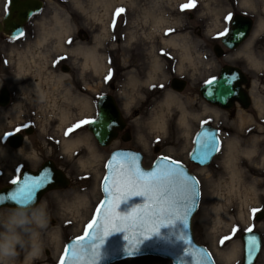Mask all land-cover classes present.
Here are the masks:
<instances>
[{
	"label": "rangeland",
	"instance_id": "rangeland-1",
	"mask_svg": "<svg viewBox=\"0 0 264 264\" xmlns=\"http://www.w3.org/2000/svg\"><path fill=\"white\" fill-rule=\"evenodd\" d=\"M75 2V15L79 23V35L75 32L74 36L75 49L59 47L61 40L66 37L60 36L58 44L53 48V52L58 56L52 61L42 56L40 52L42 48L34 47L29 42L22 46L14 45L11 52L6 46L7 43L0 40V61L12 58V61H17V66L20 65L18 70L31 72L35 77L45 76L51 70L59 72V78L54 85L57 88L54 92L58 95L54 93V97L58 98V102L54 100L49 106L48 104L42 106L40 103L33 105V110L39 114L38 119L41 121L35 125L34 136L27 140L42 142L47 136L58 137L60 157L65 161L62 166L67 170L71 183L65 190L46 194L40 203L46 206L48 226L46 229L38 230L43 249L40 256L31 261V264H60L66 244L85 234L87 226L94 218L96 207L104 198L101 191L103 176L106 173L104 166L112 151L119 148H131L142 152L145 157L143 165L146 167H150L159 155L171 157L186 165L200 182L201 200L192 223L197 243L210 251L216 264H237L240 257L239 248L233 246L232 249L236 247L237 255L229 258L230 242L225 241L221 245L220 241L230 235V231L236 226L245 230L247 218L253 215V209L264 210V110H259L254 102L248 109L237 106L236 110L230 113L220 112L218 115L205 112L203 111L205 107L211 106L197 91L201 84L207 83L213 77L211 35L215 23L218 26V23L225 22V17L230 14L231 9L226 6L225 0H194V6L193 0H75ZM185 5L189 7H184ZM121 8L132 18L128 29L131 35L128 36L127 45H134L133 40L141 38L140 46H153V51L152 47L150 49L148 63L154 65L149 83L144 82L143 87L144 85L134 79L132 71L126 73V76H132L125 82L123 98L132 139L129 142L114 141L110 146L102 147L91 133L81 131V135L76 138L89 139V147L85 143L70 151L66 150L62 140L63 132L68 127L66 121L73 119L74 109L71 104L63 101L67 98L69 88L68 83L64 84L62 81L66 76L61 73L59 66L67 64L70 67L71 60L82 61L77 57L84 55V51H81L84 40L81 38L87 34V26L90 25L92 28L96 26L106 32L112 10L118 11ZM92 18H99L101 24L96 25ZM159 18H165V22L159 23L157 21ZM195 27L202 28L205 34L197 37L194 33ZM167 28H171L169 31L172 38L186 39L189 42V57L184 56L182 48L165 40L168 39ZM137 32L140 35L148 32L146 38L151 41L146 42L141 36L138 37ZM16 50L19 52L16 53ZM9 52L12 53L11 56ZM71 55L76 57L72 58ZM16 57H20V60L15 59ZM128 63L125 60L122 64L125 66ZM74 65L77 66L78 63ZM110 65L109 62L105 66L107 71H111ZM82 66L84 69L87 65L84 63ZM173 77L188 82L183 92L171 89L169 92V80ZM152 81L156 84L148 86ZM46 93L47 91H44V94ZM169 93L177 95L188 111L190 123L188 128L182 124L181 110L177 106L169 109L163 106L164 99ZM258 95L264 99L263 91ZM57 117L59 121H55ZM51 118L54 120L51 121ZM5 119L6 111L0 110V137H4L0 140V189L10 178L5 137L8 131L17 128H11ZM205 122L217 124L222 133L223 146L208 167H200L190 161L189 155L193 148L195 133ZM231 140L235 141L234 145L239 151L237 160L243 162V173L238 182L240 193L232 191L231 187L234 184L231 174L224 168L225 154L230 149ZM156 147H159L158 152H155ZM30 149L26 147L19 153L26 151L28 155H35L36 149ZM254 149L256 153L253 154V160H244L242 154L244 150ZM254 194L256 197L252 198ZM8 211L9 208L1 209L0 215ZM32 227L34 226L29 225V228ZM25 236L27 237L28 233H25ZM23 260L24 253H21L18 264H23ZM114 264H172V262L147 256L126 259Z\"/></svg>",
	"mask_w": 264,
	"mask_h": 264
},
{
	"label": "flooded vegetation",
	"instance_id": "flooded-vegetation-1",
	"mask_svg": "<svg viewBox=\"0 0 264 264\" xmlns=\"http://www.w3.org/2000/svg\"><path fill=\"white\" fill-rule=\"evenodd\" d=\"M225 1L226 6L228 5L227 7L231 9L232 21L226 22L225 20L221 24L218 23V26L215 23V28L211 35L213 57V77L211 80H219L224 70L230 69L233 73L236 71L240 72L243 78L241 88L248 95L249 104L252 107L255 102L253 94H259L260 91L264 92V0ZM75 3V0H12L9 6L10 15H6L7 0H0V26L3 29L22 30L23 32L18 37H14L10 33L3 31L0 33V40L2 39L7 43L6 46L11 52V47L14 45L22 46L29 42L36 47L37 43L41 41V45L37 47L39 49L42 48L40 51L42 56L48 57L49 61H52L58 56L53 52V48L58 44L59 41L57 40L60 36H66L60 42L66 49H75V32L79 35ZM117 12V10H112L109 15L106 32L101 31L96 26H93V28L90 25L87 26V34L81 38L84 40V45L82 46L84 55L77 57L82 61L71 60L70 64L72 66L69 67L67 64L59 66L61 73L66 76L62 81L64 84L67 82L69 88V93H66L67 98L63 101L71 104L74 109L72 113L73 119L66 121L68 127L63 132V145L65 140L81 135V131L92 134L90 125H81L79 128L75 126L84 120L97 121L99 119L100 104H103L114 118L119 117L125 123V129L118 131L115 141L125 142L124 138H130V141L132 139L123 101L125 82L132 76H126V73L132 71L134 79L139 84L149 83L152 66H154L153 63L148 64L150 62V49L152 47L153 51V46H140L139 41L141 38L137 39V41L134 39V45H127L128 36L131 35V33H128V29L132 18L127 12L119 16ZM238 16L244 17L251 22L249 26L245 22L240 23L238 31L235 33L233 32V21ZM92 20L96 25L101 24L99 18H92ZM225 29L228 30L227 36H219L218 34L224 32ZM169 30L171 28H167V31ZM65 31H68V33H63ZM194 33L198 37L203 36L205 31L200 27H195ZM146 34L148 35L149 33L146 32L140 35L137 32L138 37L141 36L146 42L151 41L146 38ZM166 36H168V39L171 38L170 31ZM11 52H9L10 56ZM18 52L16 50V53ZM50 52H53V54H50ZM71 57L74 58L76 56L71 55ZM19 58L16 57L15 59L20 60ZM11 59H6L4 62L0 61V110L6 111L5 122L7 125L11 126V128L21 127L22 131L11 137H5V150L7 152L10 178L4 187H11L13 179L21 180L24 170L37 173L45 165L62 170L71 183L67 170L62 166L65 161L64 158L60 157L58 137L47 136L42 142L27 140V138L34 136L35 125L41 121V119H38L39 114L33 110V105L40 103L42 106L47 104L49 106V104H53L54 100L58 102V98L54 97V93L57 95L54 92L57 89L54 85H56L59 78V72L56 73L51 70L45 76L39 75L35 77L31 75V72L18 70L17 68L20 65L17 66V61H12ZM125 60L129 63L124 66L122 63ZM55 62L59 61L55 60ZM97 62L102 63V66L96 65ZM109 62L111 63V71H107L105 67ZM74 63H78V65H74ZM84 63L87 66L83 69L82 65ZM173 78L169 80V92L170 89L173 90L171 82ZM154 84H156L155 81H152L148 86ZM205 84L199 86L197 90L199 94ZM44 91H47V93L44 94ZM209 105L211 109L213 108L212 110L218 111V115L220 112L230 113L235 111L237 106L244 108L239 102H236L231 110H224L215 105ZM27 109H30V111L25 112ZM50 120L53 121L54 119L51 118ZM55 121H59V118L57 117ZM205 125L215 126L219 130L221 139V130L213 122L203 123L196 131L195 136ZM15 129L8 131V133L14 132ZM69 129H72V131L69 132ZM222 146L221 142L219 153ZM26 147L31 148L30 150L35 148V155H28L26 151L19 153ZM60 190L62 189L54 191ZM248 227L253 228L251 234L246 233L245 230L238 226L234 227L238 229L234 235L230 231V235H232V239L229 241L230 250L236 245L240 252L237 264H245L244 251L246 241L250 236L254 235L261 243L254 264H264V212L249 216L247 218ZM255 252L251 253L252 256Z\"/></svg>",
	"mask_w": 264,
	"mask_h": 264
},
{
	"label": "water",
	"instance_id": "water-1",
	"mask_svg": "<svg viewBox=\"0 0 264 264\" xmlns=\"http://www.w3.org/2000/svg\"><path fill=\"white\" fill-rule=\"evenodd\" d=\"M244 22L249 26L251 21L241 16L236 17L233 21V32L236 33L240 23ZM3 31L5 33H10L14 37H18L23 33L22 30H11L7 28L3 29L0 26V33ZM232 77L236 78L231 79ZM227 80H231V83H226ZM242 81L243 78L240 72L236 71L233 73V71L230 69L224 70L219 80H216L211 85L207 83L201 88L200 95L207 103L215 105L224 110H231L234 108L236 102L241 103L244 106V109H248L250 107L249 97L241 88ZM171 82L172 88L176 92H183L186 88L187 82L180 78H174ZM124 124L125 123L119 117L114 118V116L111 115V112H109L103 104H100L99 119L97 120V123L90 124V131L100 146L108 147L117 138L118 131L125 129ZM124 141L129 142L130 138H124ZM193 142V150L189 157L190 161L201 167H208L213 162L215 156L219 153L218 150H220L219 130L213 126L205 125L199 130ZM158 150V147H156L155 152H158ZM129 156L135 157L134 164L128 159ZM165 157L166 156L159 155L150 167H146L143 165L145 157L142 152L133 149L114 150L107 160L105 166L106 173L105 176H103L104 179L101 184V191L104 198L101 200L99 206L96 207L97 210L100 209V211L98 213L96 210L92 222L95 220L97 221V224H99L103 220L104 212L113 202L111 193L105 192V188L111 187V177L113 175L120 174L122 171H128L129 169L134 168H139L145 173L158 172L161 168L168 166L171 161H176L170 157H167L168 160H165ZM179 164L185 170L186 175L190 176L194 181H196L195 187L193 189V191L196 193L194 198L195 207L188 217L189 226L187 229H179L178 225L179 232L186 233L187 236L193 241L192 245L185 246L179 242H171L170 239H154L140 245L139 252H136L134 255H129V252L131 251L129 245L135 244L138 236L148 234V229L152 227V214L157 212L161 206L158 201H151L145 197L133 196L127 202V204L120 202L119 208L117 209V211L121 212V214L132 213V209L134 207L139 209L138 212L132 214L131 218L126 223L129 240H124L125 233L118 232L110 236L108 242L101 249L100 264H114L126 259L147 256L170 260L172 264H194L193 257L185 256L181 251V249L184 247H189L190 250L202 249L203 252L207 254L204 264H216L210 251L205 246L197 243L193 231V218L199 209V202L201 200L200 182L195 174L191 173L190 169L186 165L181 162H179ZM174 166L175 165H173V167ZM45 175L49 177L50 182L39 188L32 200L21 203L11 199V195L21 186L24 180L39 178ZM69 185L70 181L62 172V170H57L52 166L45 165L37 173L31 172L30 170H24L19 184L12 185L11 187H3L0 189V210L18 205H35L38 207L41 201H43V197L48 192H51L52 190L66 189L69 187ZM189 203H191V201ZM148 204H151L152 207H143ZM141 221H146V223L142 224ZM95 228L96 225H93V229L86 228V231L92 233ZM175 233H177V229H162V235L165 237H171ZM83 236H85V234ZM78 238L79 237H76L70 240L66 244L64 250L71 249L75 245V242L78 240ZM244 252V262L245 264H249V253L246 251V248ZM86 254L88 258H91L90 251H88ZM257 255L258 251H256L253 256L251 254L252 264H254ZM62 259L69 261L70 264L72 259L71 252L68 256H65L64 251Z\"/></svg>",
	"mask_w": 264,
	"mask_h": 264
},
{
	"label": "snow or ice",
	"instance_id": "snow-or-ice-1",
	"mask_svg": "<svg viewBox=\"0 0 264 264\" xmlns=\"http://www.w3.org/2000/svg\"><path fill=\"white\" fill-rule=\"evenodd\" d=\"M12 0H7L5 14L10 15V4ZM194 6V0H193ZM184 7H189L185 5ZM125 9L118 10L117 15L124 13ZM226 22L232 21V15L229 14L225 17ZM228 30L219 33V36H227ZM232 77L231 79H235ZM214 80H209V85L213 84ZM226 83L230 84L231 80H227ZM97 123L95 120H84L77 124L75 127L79 128L81 125H90ZM22 131L21 127H17L14 132L7 133V137H11L16 133ZM69 132L72 129L68 130ZM4 137H0L3 140ZM129 160L135 163V157L129 156ZM168 160L167 157L164 158ZM173 165H175L173 167ZM107 179V178H106ZM112 184L110 188H105V192H110L113 198V202L108 209L104 212L103 220L97 224V221L90 223L87 228L93 229V225L96 228L92 233L86 231L85 236L79 237L75 242V245L71 249L65 250V256H68L71 252L70 264H100L101 249L108 242L110 236L115 233H125L124 240L128 241L126 223L131 218L133 213L139 211L138 208H133L132 213L121 214L117 211L120 202H127L133 196L145 197L151 201H158L160 207L157 212L152 214L151 224L152 227L148 229V234L138 236L135 244H130L131 251L129 255H134L139 252L140 245L147 241L154 239H170L171 242H179L182 245L190 246L193 241L186 233L179 232V229H187L189 226V214L195 207L194 198L196 193L193 191L196 181L190 176H187L183 167L180 166L178 161H171L168 166L161 168L158 172H142L139 168L129 169L128 171H122L120 174L113 175L111 177ZM50 182L47 175L39 178H31L24 180L21 186L11 195V199L24 203L32 200L36 191L43 187L46 183ZM13 185L20 183L19 179H13L11 181ZM191 201V203H189ZM143 207H152L151 204ZM98 213L100 209L97 210ZM260 209H253V215ZM142 224L146 221H141ZM179 225V229H178ZM162 229H177V233L171 237H165L162 235ZM238 231L237 228H233L232 235ZM245 232L251 234L253 232L252 227L245 229ZM232 235L225 236L221 239L220 243L223 245L225 241H230ZM261 247L260 241L257 237L252 235L246 241V251L249 253V264H252L251 253L258 251ZM90 251L91 258H88L87 252ZM185 256H191L194 259V264H204L206 255L203 250H190L189 247L181 249ZM61 264H69V261L61 260Z\"/></svg>",
	"mask_w": 264,
	"mask_h": 264
},
{
	"label": "clouds",
	"instance_id": "clouds-1",
	"mask_svg": "<svg viewBox=\"0 0 264 264\" xmlns=\"http://www.w3.org/2000/svg\"><path fill=\"white\" fill-rule=\"evenodd\" d=\"M47 226L48 213L43 204L13 206L0 215V264H18L21 253H24L23 264H31L43 249L38 230Z\"/></svg>",
	"mask_w": 264,
	"mask_h": 264
},
{
	"label": "bare ground",
	"instance_id": "bare-ground-1",
	"mask_svg": "<svg viewBox=\"0 0 264 264\" xmlns=\"http://www.w3.org/2000/svg\"><path fill=\"white\" fill-rule=\"evenodd\" d=\"M119 1H123V0H119ZM165 18H159L157 21H159V23L161 22H165L164 20ZM161 21V22H160ZM63 33H68V31H65ZM168 43L175 45V46H179L180 48H182L185 52L184 56L185 57H189L190 54V47H189V42L186 39H181V38H169ZM41 45V41H39L37 43V46ZM62 49H66L64 45H62V43L59 44ZM81 51H84V48H81ZM35 54V53H34ZM25 57V56H24ZM27 58V57H25ZM100 65L102 66L100 63H96V65ZM21 70V69H20ZM63 79V78H62ZM61 80V79H59ZM37 89V88H36ZM69 93V91H68ZM253 98L255 99V104L257 105V107L259 108V110L263 111L264 110V99H262L258 94H253ZM182 100L175 95L174 93H169L166 95L165 99H164V107L165 108H171L172 106H177L180 110H181V122L182 124L188 128L190 126L189 120H188V111L186 110L184 104L181 102ZM213 109V108H212ZM211 107H205V109L203 111L205 112H211V113H218V111L216 110H212ZM66 116V115H64ZM85 143H87L88 147L90 145L89 143V139H85L82 137H78V138H72L70 140H65L64 145L66 150H72L75 147L84 145ZM235 141L231 140L230 144V149L228 150V152L225 154L226 159L224 160V168H226V171H228L231 174V179L233 182V186L231 187L232 191L235 193L237 191H240V188L238 187V182L241 179V175L243 173V162H239L238 159V154L239 151L236 150L237 147L234 145ZM256 151L254 150H250V151H245L242 153L244 156V160L249 161V160H253V154H255ZM252 198H255L256 195L254 194L253 196H251ZM248 198V197H247ZM246 203H248V201H245ZM220 219H218L219 221ZM226 221L228 222L229 219L227 218ZM237 252H236V247H234L233 249H231V251L229 252L228 256L229 258H234L236 257Z\"/></svg>",
	"mask_w": 264,
	"mask_h": 264
}]
</instances>
